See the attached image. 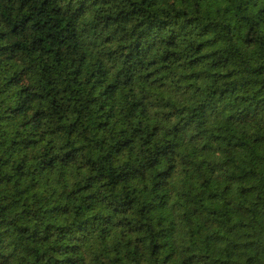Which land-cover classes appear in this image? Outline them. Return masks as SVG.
Here are the masks:
<instances>
[{"label": "trees", "instance_id": "1", "mask_svg": "<svg viewBox=\"0 0 264 264\" xmlns=\"http://www.w3.org/2000/svg\"><path fill=\"white\" fill-rule=\"evenodd\" d=\"M0 264H264V0H0Z\"/></svg>", "mask_w": 264, "mask_h": 264}]
</instances>
